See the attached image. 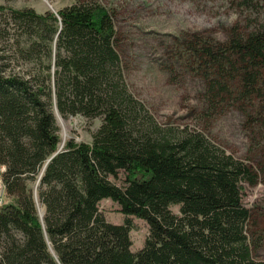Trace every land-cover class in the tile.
Masks as SVG:
<instances>
[{
  "label": "trees",
  "instance_id": "16d2710c",
  "mask_svg": "<svg viewBox=\"0 0 264 264\" xmlns=\"http://www.w3.org/2000/svg\"><path fill=\"white\" fill-rule=\"evenodd\" d=\"M248 26L185 49L209 113L243 115L259 158L251 164L198 131L154 121L127 89L102 6L76 1L41 14L0 6V264H264L251 256L242 203L244 186L264 184V17ZM53 106L62 119L99 120L91 142L59 148ZM102 201L122 224L105 220ZM130 217L148 230L136 252Z\"/></svg>",
  "mask_w": 264,
  "mask_h": 264
},
{
  "label": "rangeland",
  "instance_id": "374dc122",
  "mask_svg": "<svg viewBox=\"0 0 264 264\" xmlns=\"http://www.w3.org/2000/svg\"><path fill=\"white\" fill-rule=\"evenodd\" d=\"M76 1H90L106 9L113 17L124 80L130 94L140 102L158 124L198 131L225 154L251 164L259 161L249 153L248 133L244 117L230 108L211 114L203 99L204 83L191 69L186 43L196 38L210 43H224L235 27L249 29L264 17V4L247 10L237 0H0V6L30 8L36 13L55 12ZM58 118V119H57ZM61 143L91 142L99 120L80 117L55 118ZM36 191V190H35ZM5 201L0 183V204ZM242 203L250 210L248 239L255 246V261L264 262V184L244 186ZM39 213L43 212L38 204ZM99 210L105 220L122 224L124 217L109 201H102ZM178 215V207L171 206ZM37 215V198H36ZM130 251L136 252L148 235L146 224L129 218Z\"/></svg>",
  "mask_w": 264,
  "mask_h": 264
},
{
  "label": "water",
  "instance_id": "95a60500",
  "mask_svg": "<svg viewBox=\"0 0 264 264\" xmlns=\"http://www.w3.org/2000/svg\"><path fill=\"white\" fill-rule=\"evenodd\" d=\"M53 115H54V117L56 118L57 117V113H56V110H55V107L53 106ZM62 144L63 143H61V145H60V147L59 148H61V146H62ZM40 176H41V173H40V175H39V177H38V179H37V182H36V185H35V188H34V192H33V197H34V200H35V203H36V186H37V184H38V180H39V178H40ZM36 206V205H35ZM38 216V218H39V220H40V222H41V220H42V216H43V212H42V214H38L37 215ZM55 259V258H54ZM55 262L57 263V261H56V259H55ZM58 264V263H57Z\"/></svg>",
  "mask_w": 264,
  "mask_h": 264
},
{
  "label": "bare ground",
  "instance_id": "6f19581e",
  "mask_svg": "<svg viewBox=\"0 0 264 264\" xmlns=\"http://www.w3.org/2000/svg\"><path fill=\"white\" fill-rule=\"evenodd\" d=\"M58 119V118H57ZM38 213H39V207H38ZM41 214V212L39 213V215Z\"/></svg>",
  "mask_w": 264,
  "mask_h": 264
}]
</instances>
